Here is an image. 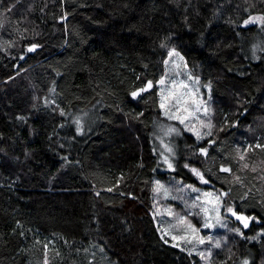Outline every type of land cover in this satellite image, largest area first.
Returning <instances> with one entry per match:
<instances>
[{
	"label": "trees",
	"instance_id": "trees-1",
	"mask_svg": "<svg viewBox=\"0 0 264 264\" xmlns=\"http://www.w3.org/2000/svg\"><path fill=\"white\" fill-rule=\"evenodd\" d=\"M250 15L264 0H0V264H199L151 214L171 47L225 122L211 146L181 129L168 173L199 186V169L254 218L217 264H264V26Z\"/></svg>",
	"mask_w": 264,
	"mask_h": 264
},
{
	"label": "rangeland",
	"instance_id": "rangeland-1",
	"mask_svg": "<svg viewBox=\"0 0 264 264\" xmlns=\"http://www.w3.org/2000/svg\"><path fill=\"white\" fill-rule=\"evenodd\" d=\"M172 48L175 47L168 49L167 57L165 59V61H168V63L165 64V72L163 76L165 84L161 86L157 83L159 102L161 99V87L164 89L165 96H168L170 91H174L178 96L180 94H184L182 99L187 101L185 106L190 109L192 107L191 97L193 95L196 98H200L202 96L203 100L207 104V107L211 111L207 114L201 111L198 115L200 116V119L204 120L206 123L210 118L211 123L214 125L212 129V136L205 137V139L213 140L218 133L219 135L221 134V125L224 126L225 122V120L221 119L220 123L218 120L220 117L218 116L216 97L210 93L211 99L209 100V90L206 87L207 84L201 83L197 79H189V77H195L187 65L186 57L181 53V51L175 48L176 51L184 58L183 60L175 55L169 57L168 53ZM173 81L176 82V87L174 89L172 84ZM181 83L187 87H181ZM165 103L169 111L173 113L176 112V106L171 99L165 101ZM162 114L164 115L163 109ZM77 118H79V123L77 122ZM74 119L80 126L83 127L85 131L94 126L95 122L93 112L90 111L85 112L84 114H75ZM167 119L169 120L167 123L169 126L164 124L159 125L155 134L156 151L158 154V168L161 172L160 174L162 175H158L154 178V189L156 188L155 181L158 180L162 185L169 189V192L166 195L163 191L156 192L153 189V201L151 204L152 217L161 237L177 248L188 249L189 252L198 257L199 264H217L218 260L220 263V261L224 258V252L227 251L226 249L232 250L234 242L236 241L235 237L238 236L236 235L238 232L233 230L239 229L240 224L243 223L238 221L230 213L226 212V207L224 206H231L236 211L233 200L230 197L221 198L223 206L220 208V214L222 222L226 224L227 227H222L220 224L216 223L215 212L213 211L215 208V196L219 195L220 190H223L222 188H213L207 183H201V185L195 186L192 183L183 181L182 178L174 176L173 173H168L173 172L176 169L175 141L179 137L181 129L192 135H194V133L189 132L178 120L169 119L168 117ZM186 123H188V121H186ZM191 123L196 124V121H191ZM225 124L227 125V123ZM169 128H175L178 131L169 133L167 132ZM257 144L262 145L260 139L254 144L255 149L253 150L261 148L257 147ZM165 145H167V147H165ZM247 146L249 147V145H246V147ZM168 148H172L173 152L170 153ZM164 156H168L171 159L174 166L173 168H168L167 164L164 162ZM189 185H191L192 188L198 189V191H193L192 188L188 187ZM204 193H211L213 195L206 197ZM197 196L200 197L199 200L196 199ZM208 201H211V203ZM205 208L208 209L207 214L204 212ZM170 212L172 215H169ZM181 217L186 219L181 220ZM205 222L214 224L215 227L204 228L203 225ZM251 222L252 220L249 221V226ZM193 228L198 229L199 232H194ZM196 236L204 237L205 243L200 244L198 240L194 238ZM209 236L213 237V240L221 239V247H213L212 242L207 240V237ZM259 236H262L264 240V229L259 231L256 238L259 239ZM173 237H176V239H173ZM223 237H227V239L223 240ZM192 249L195 250L193 251ZM201 252L205 255H199ZM209 252H211L210 256L208 255Z\"/></svg>",
	"mask_w": 264,
	"mask_h": 264
},
{
	"label": "snow or ice",
	"instance_id": "snow-or-ice-1",
	"mask_svg": "<svg viewBox=\"0 0 264 264\" xmlns=\"http://www.w3.org/2000/svg\"><path fill=\"white\" fill-rule=\"evenodd\" d=\"M8 10L10 11L11 9H8ZM61 19H64V17H61ZM257 22L260 25L264 26V15H257V16H251L250 15L247 19H244L242 21V24H243L244 27H247L248 25L255 24ZM162 46L166 47V45H162ZM37 47H39V45L32 44L29 47L28 51L32 52ZM257 47H258V45H253V49H256ZM262 51H264V49H262ZM168 55H169V57L175 55V56L179 57L181 60L184 59L180 55V53L176 51L175 48H172L171 51H169ZM254 58L258 59V57H255V56H254ZM164 63L167 64L168 61H165ZM185 64H186V61H185ZM189 79H197L198 80V78H193V77H189ZM157 83L159 85L163 86L165 84V79L162 77L159 81H157ZM172 84H173V89H174L176 87V82L173 81ZM180 86L181 87H187L183 83H181ZM152 87H153V82L151 80H148L144 87H141V88H139V89H137L135 91H132L130 93V96L133 99H136V98L140 97L141 93H144V92L148 91ZM206 87L209 90L208 99L210 100L211 99V94H210L211 93V83L209 82V84L206 85ZM183 95L184 94H180L178 96L174 91H170L168 96H165L164 89H163V87H161V91H160L161 99H160L159 107L164 110V115L167 116L169 119L178 120L181 124L184 125V127L189 132L194 133L195 138H196L197 141L203 140V139H205V137L212 136V129H213L214 125L211 123L210 118H209L208 122L206 123L204 120H201L200 116L198 115V113L201 112V111H203L206 114L211 111L207 107V104L203 100L202 96L200 98H196L194 95L191 97L192 107L190 109L189 107L185 106L187 101H184L182 99ZM169 99H171L173 101L174 105L176 106V112L175 113L169 111L168 107H166L165 101H167ZM61 114H63V110H61ZM138 115H143V113H139ZM20 119H24V118L21 117ZM186 121H188V123H186ZM191 121H196V124H192ZM77 122L79 123V118H77ZM221 130H223V129H221ZM77 131L83 132V127L82 126L78 127ZM174 131H178V130L175 129V128H169L167 130V132H169V133L170 132H174ZM208 143H209V146H211L212 144H215V140H209ZM165 147H167V145H165ZM249 147H251V146H249ZM257 147H264V145L257 144ZM168 151L170 153L173 152L172 148H168ZM198 151H199L200 154H202L204 156L208 155V148L200 147L198 149ZM237 151L239 153V149ZM163 159H164V162L167 164L168 168L171 169V168L174 167L171 159L168 156H164ZM240 159L241 160L244 159V154H242V153L240 154ZM185 167L187 168L189 166L187 164H185ZM245 167H247V165H245ZM221 171H223V172H231V168L221 165ZM253 171H255V169H253ZM191 172L194 173L202 182L208 183V181L204 177L203 172H201L199 169L191 168ZM155 184H156V188L154 189V191H156V192L163 191L166 195L168 194L169 189H167L164 185H162L160 181H158V180L155 181ZM188 187L192 188L191 185H189ZM192 190L193 191H198V189H195V188H192ZM109 191H111V189H109ZM97 195H99V193H97ZM204 195L207 197V196H211L213 194L204 193ZM227 196H228V192H225L223 190H220L219 195L215 196V208L213 209V211L215 212V220H216V223L220 224L222 227H227V225L222 222V217H221V214H220V208L223 206V202H222L221 198L222 197H227ZM196 199L199 200L200 197L197 196ZM208 202L211 203V201H208ZM224 207H226V212L227 213H230L238 221H241L243 223V227L244 228H248L249 227V221L254 219L253 217H249V216L243 215L242 213H237L234 210V208L231 207V206H224ZM204 212L207 214L208 213V209L205 208ZM169 215H172V213L170 212ZM180 219L184 220L186 218L181 217ZM203 227L204 228H213V227H215V225L211 224V223H208V222H205ZM193 231L197 232V233L199 232L198 229H194V228H193ZM233 231L240 233V235H243V233L240 232V229H234ZM194 238L197 239L200 244H204L205 243V238L204 237L196 236ZM173 239H176V237H173ZM182 239H183V237H182ZM222 239L226 240L227 237H223ZM252 239H256V237H253ZM207 240L212 242L213 247H216V248H220L221 247V239L213 240V237L209 236V237H207ZM177 246H179V245H177ZM192 250L194 251L195 249H192ZM189 254H191V252ZM199 255L204 256L205 254L203 252H201V253H199ZM208 255L210 256L211 252H209ZM243 264H250V262L248 260H245L243 262Z\"/></svg>",
	"mask_w": 264,
	"mask_h": 264
},
{
	"label": "water",
	"instance_id": "water-1",
	"mask_svg": "<svg viewBox=\"0 0 264 264\" xmlns=\"http://www.w3.org/2000/svg\"><path fill=\"white\" fill-rule=\"evenodd\" d=\"M149 90H151V89H149ZM207 184H209L210 186H212L213 188H215V185L214 184H212L211 182H209L208 181V183Z\"/></svg>",
	"mask_w": 264,
	"mask_h": 264
}]
</instances>
